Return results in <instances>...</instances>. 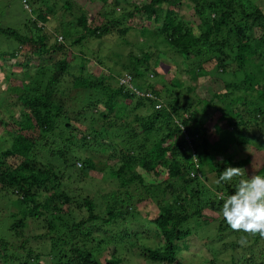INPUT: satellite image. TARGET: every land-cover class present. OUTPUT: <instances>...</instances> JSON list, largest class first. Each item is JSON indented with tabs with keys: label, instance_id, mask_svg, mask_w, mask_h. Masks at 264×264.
<instances>
[{
	"label": "trees",
	"instance_id": "obj_1",
	"mask_svg": "<svg viewBox=\"0 0 264 264\" xmlns=\"http://www.w3.org/2000/svg\"><path fill=\"white\" fill-rule=\"evenodd\" d=\"M20 1L31 21L0 22V196L13 204L0 264H121L136 247L146 264H187L185 254L190 264H227L225 254L230 264H264V239L248 234L242 246L220 214L240 178L215 183L228 165L244 179L264 175V0ZM120 39L141 52L122 63ZM152 40L172 50L174 68L181 60L171 83ZM126 74L143 95L120 85ZM93 144L109 151L104 165L88 156ZM107 169L125 191L107 195L101 213L72 184ZM145 200L159 212L134 231L135 202ZM31 223L46 229L33 236L41 253L25 232ZM213 226L218 234L201 235Z\"/></svg>",
	"mask_w": 264,
	"mask_h": 264
},
{
	"label": "rangeland",
	"instance_id": "obj_2",
	"mask_svg": "<svg viewBox=\"0 0 264 264\" xmlns=\"http://www.w3.org/2000/svg\"><path fill=\"white\" fill-rule=\"evenodd\" d=\"M63 2V0H61ZM60 2V4L58 5L60 8V5L62 7V2ZM74 3V6L76 5H81L84 6V4L81 2V0H71ZM262 1V0H261ZM65 3V2H64ZM76 3V4H75ZM192 12L188 11L186 9L183 10V15L181 16L182 19L184 20V22L188 19L193 20V18L191 17ZM33 17L32 13L29 10L25 9V6L22 4V2L20 0H0V22L3 24V26H11V27H16V28H23L24 24H27L29 21H31V18ZM188 17V18H187ZM54 24L55 25L57 23L56 19H53ZM118 46L115 48L117 53H123V58H122V63L123 61H127L128 60V55L133 52L135 54H139L141 51V48L137 45V44H131V45H126L124 43L123 39H120L118 41ZM150 45H154L156 46L157 50L159 51L160 55H164L166 54L167 56V62L166 61H162L158 67L159 72L161 73V78L165 79L166 83H171L174 79V77L179 78L180 75L177 73V76H175L176 72H182L183 67H181L180 65V59L178 60V64L179 65H175L176 68H174V63H172V57L175 55L172 50L163 42H159L156 40H152L149 42ZM7 45V44H6ZM120 46L122 48H120ZM77 52H79V50H81V47H75L74 48ZM104 53V52H103ZM106 55L108 56V51L106 52ZM113 55L109 56L112 57ZM114 60H117V58L115 56L112 57ZM107 64L110 65L111 67L113 66V62L106 60ZM120 63V66L121 64ZM6 66H8L10 68V66H12L11 62H9V60L6 62L5 64ZM118 70H121L120 68H117ZM245 69H249L251 70V64L247 63L245 65ZM181 70V71H180ZM151 74V73H150ZM7 75V74H6ZM6 75H3L2 73H0V84H3V80L6 78ZM151 75H149L150 77ZM152 77V76H151ZM150 77V78H151ZM186 75L183 73V79L186 80V83H188V80L186 79ZM3 132H0V142L3 143ZM103 143H110V140L107 141H103ZM96 144H93L90 152L88 154V156H93L96 163L98 165H104V160L106 161L108 156H109V151H105L102 152V149H100V147L95 146ZM95 146V148H94ZM83 156H85V153H81ZM103 159V160H101ZM251 160H253V163H256L257 161V157L255 155L251 156ZM113 163H116V160L112 161ZM77 167L80 169L81 167L77 164ZM250 173H251V169ZM108 169L106 170V172L104 173V178H100V177H96V178H91V177H86L83 176L85 179L80 180L79 177H75V183L72 184V188L75 190L77 194H79V196H81L82 198L84 197H89L91 199H94L95 202L98 205V211H100L101 213L104 212L107 208L106 204H105V197H107V195L113 193V192H124L125 190L122 189L120 187V184L118 182H115L112 178H110V176L107 174ZM150 181L155 180L154 175H151V177L149 178ZM146 194V192L144 193V195ZM221 195V194H220ZM10 198H13L14 200L16 199V197L14 196H8ZM149 196H146V198H148ZM8 208H7V207ZM13 204L11 201L7 200V197L5 196L4 198L2 196H0V239L6 237V234L8 232V225L10 223V211L12 210ZM135 207H136V211H135V217H130V224H129V228L133 229L134 231H140L139 229L142 226H145L147 217L149 215L152 214H157L159 212L158 208L156 207V204L151 202L150 200H145L142 203H138L135 202ZM7 224V225H6ZM119 230L124 229V225L123 227L118 226ZM153 225H149L150 229H153ZM217 226H213V232H207V230L205 229L206 233L203 232L201 235L205 236V235H215L217 233L216 231ZM46 231L45 228H43V226L37 223H31L28 227V229L25 231L27 236L30 237V243H32L31 247L33 249H35L38 253H41V243L42 240L39 239H35L33 238V236L36 235H40V234H44ZM105 231L102 232V234H98L99 236L103 235ZM218 234V233H217ZM230 238L237 240L235 237H231ZM11 238H9L10 240ZM8 240V241H9ZM11 242L14 243V241L11 239ZM212 242V240L208 241L207 243ZM11 243V244H12ZM192 244L194 245V248L197 249V247L199 248V255L201 256H205L207 259H209L210 255L207 251V247L206 244L203 243L201 238H193L192 239ZM222 245L219 244L217 245V248H221ZM136 251V252H135ZM133 252L135 253H124V255L122 257H124L125 262L121 263V264H146L147 261H145L142 257L137 256V254H139V250H134ZM114 253V248L112 246H108L107 248V252L105 253V255L110 259L111 255H113ZM204 255H202V254ZM185 257V261L187 264H190L189 260L190 258H192V256H189L188 254L184 255ZM224 259H225V263L230 264L231 262V257L230 254H225L224 255ZM194 260H197L198 264H202V262L204 260H202L201 258H196ZM47 261H50V259H48V257L46 255H44V259L42 261V263H46ZM148 264H151L148 263ZM154 264V263H153Z\"/></svg>",
	"mask_w": 264,
	"mask_h": 264
},
{
	"label": "clouds",
	"instance_id": "obj_3",
	"mask_svg": "<svg viewBox=\"0 0 264 264\" xmlns=\"http://www.w3.org/2000/svg\"><path fill=\"white\" fill-rule=\"evenodd\" d=\"M245 172L243 167L228 165L220 172L219 178L215 181L219 185L222 182L229 183L240 178L234 194H228L226 197L221 196L223 203L220 214L230 229L242 233L238 241L242 246L247 243L246 235L248 234L253 236L259 234L264 239V175L257 174L244 179L242 177Z\"/></svg>",
	"mask_w": 264,
	"mask_h": 264
},
{
	"label": "built area",
	"instance_id": "obj_4",
	"mask_svg": "<svg viewBox=\"0 0 264 264\" xmlns=\"http://www.w3.org/2000/svg\"><path fill=\"white\" fill-rule=\"evenodd\" d=\"M120 83L121 85L128 87L130 90L134 91L138 95H143L133 84V77L131 75H125L124 77H122L120 79Z\"/></svg>",
	"mask_w": 264,
	"mask_h": 264
}]
</instances>
